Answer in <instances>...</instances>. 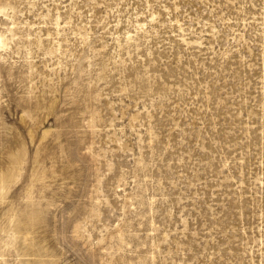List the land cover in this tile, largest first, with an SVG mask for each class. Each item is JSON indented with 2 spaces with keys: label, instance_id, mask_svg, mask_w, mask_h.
<instances>
[{
  "label": "rangeland",
  "instance_id": "rangeland-1",
  "mask_svg": "<svg viewBox=\"0 0 264 264\" xmlns=\"http://www.w3.org/2000/svg\"><path fill=\"white\" fill-rule=\"evenodd\" d=\"M0 264H264V0H0Z\"/></svg>",
  "mask_w": 264,
  "mask_h": 264
}]
</instances>
